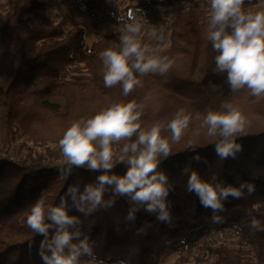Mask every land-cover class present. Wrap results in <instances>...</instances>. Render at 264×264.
<instances>
[{"label":"trees","instance_id":"1","mask_svg":"<svg viewBox=\"0 0 264 264\" xmlns=\"http://www.w3.org/2000/svg\"><path fill=\"white\" fill-rule=\"evenodd\" d=\"M135 1L128 8L140 9L138 15L143 18L154 5L168 11L162 41L150 44V36L144 35L148 27L139 39L173 64L165 75L137 74L141 84L128 96L120 85L104 86L105 69L99 57L101 51L119 44L121 27L104 28L102 36L86 48L84 26L75 23L67 28L63 19H54L49 15V0L0 1V264H42L37 254L42 237L26 225L30 206L41 195L46 205L56 206L69 185L82 188L100 174L72 168L60 175V169L67 170L69 165L58 142L70 123L91 117L112 103L133 100L142 105V128L159 122L165 126L161 135L169 140L166 125L174 113L184 109L192 117L182 139L178 143L170 140L171 155L161 160L158 169L169 176L173 186L168 197L173 223L161 224L142 209L135 224L126 223L130 207L126 197H116L113 207L88 216L72 210L97 259L105 264H159L172 245L186 250L203 241L207 259L197 257L199 264H264V231L249 227L252 218L264 227V97L252 96L247 88L231 91L226 73L215 71L217 53L206 39L209 2L201 9L197 0ZM258 2L246 0L244 7ZM258 10H264V3ZM225 103L239 108L247 123L238 138L243 150L235 159L221 161L215 152L221 137L207 136L201 125L208 110H222ZM197 131L199 135H194ZM22 137L24 141L19 142ZM28 142L44 147L42 152L29 149L25 154L30 166L3 157L22 152ZM124 143L113 145L116 166L112 171L120 175L126 172V166L119 163ZM197 154L199 161L193 159ZM185 168L189 174L198 171L205 180L216 175L225 184L238 186L247 181L255 185V192H245L239 200L229 197L225 211L218 213L224 222L213 224L211 210L187 191ZM110 198L111 189L105 193V199ZM141 226H146V235L136 234ZM215 229H230L238 240L211 239ZM81 260L84 264L88 258ZM186 261L180 257L177 264Z\"/></svg>","mask_w":264,"mask_h":264},{"label":"clouds","instance_id":"2","mask_svg":"<svg viewBox=\"0 0 264 264\" xmlns=\"http://www.w3.org/2000/svg\"><path fill=\"white\" fill-rule=\"evenodd\" d=\"M208 2L206 39L217 53L215 71L226 73L231 91L247 88L252 96L264 97V10H246V0ZM138 12L141 10L130 9L126 15H116L121 26L119 44H112L99 53L105 69L104 86L120 85L124 96L141 84L137 74L165 75L173 64L168 57L157 55L156 48L141 43L139 37L144 25ZM148 35L157 41L164 39L163 31L158 33L156 28ZM210 88L215 89V84ZM141 116L142 105L135 100L115 102L91 117L72 121L65 130L58 143L69 168H61L60 175L70 173L72 168H85L100 174L82 188L79 184L69 185L56 206L46 205L43 195L30 206L26 225L42 237L37 249L42 264H82V257L88 258L84 264H104L97 259L88 237L83 236L79 227L81 220L70 214L72 210L88 216L101 208L113 207L116 197H126L130 205L126 223L135 224L137 213L142 209L155 216L157 222L172 225L168 197L173 186L169 176L158 169L161 160L171 155L170 140L178 143L182 139L192 117L184 109L177 110L166 125L171 133L169 140L161 135L165 126L159 122L142 128ZM196 118L200 119V114ZM246 123L245 116L231 103L222 105V110H208L203 115L201 127H206L207 136L218 134L221 137L215 143V152L221 161L235 159L243 150L238 138ZM120 141H127L119 156V163L126 166L123 175L112 171L116 166L113 145ZM193 159L199 161L201 157L197 154ZM183 171L188 174L187 191L199 198L203 208L211 210L213 224L224 222L218 213L225 211L229 197L239 200L245 192L248 195L255 192V185L247 181L237 186L219 181L216 175L205 180L196 170L190 174L187 168ZM109 189L112 198L106 200L105 193ZM146 226L138 228L136 234L146 235ZM249 227L264 231L256 218L250 220Z\"/></svg>","mask_w":264,"mask_h":264},{"label":"rangeland","instance_id":"3","mask_svg":"<svg viewBox=\"0 0 264 264\" xmlns=\"http://www.w3.org/2000/svg\"><path fill=\"white\" fill-rule=\"evenodd\" d=\"M4 2L5 0H0ZM199 4L204 5L208 3V0H197ZM136 3L135 0H112L110 3L109 0H100V2L91 7L88 11H83L82 9L75 6L72 0H49V15L56 20L63 19L65 21L66 27H71L75 23H81L86 29V37L84 40V47L90 48L92 44L97 41L102 34L104 33V28L99 24L100 21H114L116 20V15L126 14L130 9L128 8L131 4ZM264 0H259L256 5L245 7L246 10L255 12L261 5H263ZM127 7V8H126ZM127 9V10H126ZM164 22L160 19H155L152 21L150 28H147L146 34L152 28H156L159 33L161 30L164 31ZM156 40L150 37V44H153ZM152 45H149L150 48ZM24 141L23 137L20 138L19 142ZM18 142V143H19ZM52 148H55L53 144H48ZM29 149L34 151L42 152L44 147L41 145H35L32 142L27 143V147L22 150V152L12 151L9 155H3V157L9 158L19 164L29 165L25 159V154L29 152ZM56 149V148H55ZM50 165L55 163V160L48 162ZM59 163H63V160H60ZM215 238L218 241H227L231 242L238 240L234 236L233 231L230 229H215L211 234V239ZM210 239V238H209ZM247 249L248 246H245ZM180 257H184L187 261L185 264H199L196 262L197 257H201L206 261L207 256L205 254L204 243L199 241L198 243L192 245L189 249L181 250L177 249V246L172 245L165 253L162 254L159 264H177ZM105 264V263H104ZM118 264V262L112 263Z\"/></svg>","mask_w":264,"mask_h":264},{"label":"built area","instance_id":"4","mask_svg":"<svg viewBox=\"0 0 264 264\" xmlns=\"http://www.w3.org/2000/svg\"><path fill=\"white\" fill-rule=\"evenodd\" d=\"M75 6L82 9L83 11H88L91 7L96 6L100 0H72ZM199 8L205 9L203 5L199 4ZM151 14L147 17L143 18L142 16L138 15V18L141 19L143 22L144 27H150L152 21L155 19H160L161 21H165L168 15V11L165 9L158 8L156 5L150 7ZM99 24L105 29H113L121 27L118 25L117 20L114 21H100Z\"/></svg>","mask_w":264,"mask_h":264}]
</instances>
